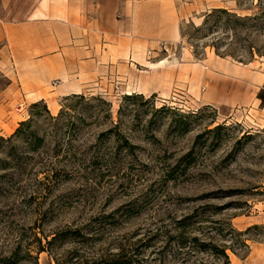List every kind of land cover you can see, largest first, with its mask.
Returning <instances> with one entry per match:
<instances>
[{
	"label": "rangeland",
	"instance_id": "obj_1",
	"mask_svg": "<svg viewBox=\"0 0 264 264\" xmlns=\"http://www.w3.org/2000/svg\"><path fill=\"white\" fill-rule=\"evenodd\" d=\"M85 1L105 11L98 49L115 60L125 48L124 62L142 66L110 81L100 74L89 91L63 97L52 87L60 79L41 83L45 93L23 81L5 91L0 72V264H55L37 238L67 226L98 237L86 255L143 243L145 264H219L177 251L174 237L221 246L227 222L239 231L264 225V120L253 108L264 76V0ZM214 9L249 19L214 15L203 27ZM153 83L156 93L147 90ZM133 84L144 94L127 99ZM38 93L57 102L56 113L45 100L48 111L43 101L32 109ZM29 118L27 134L9 140ZM30 132L43 137L40 147ZM243 237L249 253L227 249L230 264H264V228Z\"/></svg>",
	"mask_w": 264,
	"mask_h": 264
},
{
	"label": "crops",
	"instance_id": "obj_2",
	"mask_svg": "<svg viewBox=\"0 0 264 264\" xmlns=\"http://www.w3.org/2000/svg\"><path fill=\"white\" fill-rule=\"evenodd\" d=\"M97 7H89L85 0H0V72L6 82L5 91L23 81L30 92L45 93L41 83L60 79L51 86L57 97H63L82 93L84 88L89 91L100 74L109 81L116 72L134 74L132 66L142 64L137 60L124 62L125 48H116L121 54H115V60L109 48L98 49V36H103L98 24L104 21L105 11ZM119 78L123 80L117 84L128 85L126 76ZM131 86L138 88L137 84ZM262 89L264 76L258 82L253 107L264 120V99L259 97ZM147 90L158 91L155 84ZM42 99L47 100L38 93L34 101Z\"/></svg>",
	"mask_w": 264,
	"mask_h": 264
},
{
	"label": "trees",
	"instance_id": "obj_3",
	"mask_svg": "<svg viewBox=\"0 0 264 264\" xmlns=\"http://www.w3.org/2000/svg\"><path fill=\"white\" fill-rule=\"evenodd\" d=\"M214 15H217L215 20L221 18L222 15H224L225 17L232 19L234 25H241L249 19V17L237 16L236 14L230 13L225 9H214L212 12L206 14L202 26L205 27L208 19ZM73 95L78 94L73 93ZM136 95L139 94H127L126 97L127 99H135ZM42 101L44 103V100L33 103L31 106L32 109L37 108ZM44 108L47 110L45 103ZM31 120L32 119L29 118L27 120L21 121L14 134H12L8 139L10 140L13 137H19L21 135L25 136L27 133L24 132V128L30 127ZM29 135L33 149H36L42 145V136L36 135L35 132H30ZM5 141V138L0 137V151L3 148V143ZM191 218V216H187V218L179 222V227L185 228L188 224H190L188 220H191ZM227 225L228 228L226 229V233L223 232L224 228H220L218 230L220 238L223 241H226L225 244L220 246L214 244L211 241L206 242L198 239L197 237H187L179 234L178 236L174 237L177 245V251H182L183 249L190 251L193 249L196 252L210 254L219 262V264H230L229 255L227 254L226 250L230 249L232 252L236 253V251L240 249L243 251V257L247 256L250 249L246 242L247 239L244 238L243 235L251 229L264 228V225L253 224L245 230L239 231L233 228L230 222H227ZM227 233L231 234L230 237L233 238H227ZM44 239L45 243L42 242L41 238H37L38 252H47L53 258L55 264H145L146 262L144 257L140 258L141 253H139L137 250V246L145 245L143 243L137 244V246H135L136 244H130L128 246L120 245L116 247V251H109L107 253H98L92 250L86 255V250L94 246V244L92 245V242L98 240V237L88 234L87 232H84L82 228L78 227L71 228L67 226L61 229H56L50 234L44 235ZM67 240L71 242H78L79 244L71 249L58 252L56 246ZM10 259L11 258L8 260V264H14V262H12Z\"/></svg>",
	"mask_w": 264,
	"mask_h": 264
},
{
	"label": "bare ground",
	"instance_id": "obj_4",
	"mask_svg": "<svg viewBox=\"0 0 264 264\" xmlns=\"http://www.w3.org/2000/svg\"><path fill=\"white\" fill-rule=\"evenodd\" d=\"M163 61H165V60H163ZM160 63H163V62H160ZM138 86H140V85H138ZM132 93H143V94H144V92H143V90H142L141 87H139V88H137V89H135V90H133V88L129 87V88H127V89L125 90V92H124V94H132ZM47 105H48V109H49L52 113H56V112H57V110H58V104H57V102H56L54 99L50 98V99L47 101ZM238 264H239V263H238Z\"/></svg>",
	"mask_w": 264,
	"mask_h": 264
}]
</instances>
